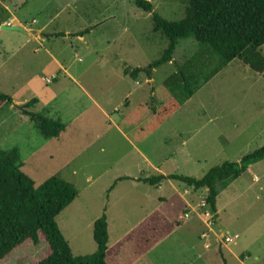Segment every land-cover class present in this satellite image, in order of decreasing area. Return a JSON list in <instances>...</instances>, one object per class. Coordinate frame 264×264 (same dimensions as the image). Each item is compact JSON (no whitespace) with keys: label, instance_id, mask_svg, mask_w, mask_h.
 <instances>
[{"label":"rangeland","instance_id":"rangeland-1","mask_svg":"<svg viewBox=\"0 0 264 264\" xmlns=\"http://www.w3.org/2000/svg\"><path fill=\"white\" fill-rule=\"evenodd\" d=\"M148 1L169 21L182 19L188 5L187 0ZM0 5L7 10L5 18L16 11L22 25L41 26L51 35L38 43L17 30L0 31V91L29 100L43 78L52 93L44 94L41 106L52 105L58 90L60 101L74 109L72 116L77 113L76 119L62 117L64 132L46 139L24 111L9 105L0 110V148L19 149L22 170L35 187L57 176L77 188L76 199L56 217L74 256L95 252L93 225L102 214L112 245L154 213L173 222L187 211L182 226L134 264H264V160L220 190L213 217L207 214L206 188L168 179L160 186L135 180L174 173L201 178L264 146L257 134L264 126L261 74L234 59L139 142L138 127L147 120L130 126L123 117L140 104L151 113L161 107L164 81L199 48L193 37L180 39L172 60L152 68L150 78L142 72L134 80L124 77L123 69L149 67L168 42L153 31L152 13L135 0H0ZM260 51L264 54V46ZM59 62L66 70L45 78ZM45 65L49 69L42 71ZM82 88L107 111L105 117L95 104L81 105L87 100ZM47 111L40 114L49 116ZM127 176L132 179L120 180ZM202 231L204 240L212 237L206 256L199 249ZM213 233L217 239L230 237L220 254ZM45 250V243L25 244L0 264H31ZM138 253L127 244L114 264H128Z\"/></svg>","mask_w":264,"mask_h":264},{"label":"trees","instance_id":"trees-1","mask_svg":"<svg viewBox=\"0 0 264 264\" xmlns=\"http://www.w3.org/2000/svg\"><path fill=\"white\" fill-rule=\"evenodd\" d=\"M185 16L169 21L153 12L148 0H135L143 11L152 13L153 31H160L167 38V46L159 59L149 67H125L123 74L137 79L140 73L151 76V69L170 62L180 39L193 37L198 50L185 60L164 81L161 95L163 104L151 113L140 104L126 117L124 123L139 125L138 140L154 132L180 105L191 98L204 84L234 59H239L264 78V0H187ZM7 10L0 5V25ZM79 36H82L84 32ZM172 93L174 96L172 97ZM166 99V100H165ZM37 102L32 98L23 108ZM12 98L0 91V110L10 105ZM41 135L57 138L65 124L45 115L25 111ZM264 160V146L244 155L238 162L226 161L211 168L201 178L183 174L153 175L140 178L149 185H159L163 180H174L195 189L206 188V205L217 212V197L221 189L237 179L251 165ZM121 179H132L122 177ZM73 183L51 176L38 187L22 170L20 152L17 147L0 148V262L25 244H46L44 254L31 264H114L127 244L133 243L142 253L151 249L169 236L176 227L185 222L187 211L176 221H170L154 213L136 229L126 233L114 244L109 245L106 214L94 221L93 239L95 252L74 256L71 247L62 235L56 217L77 197ZM138 253V254H140Z\"/></svg>","mask_w":264,"mask_h":264},{"label":"crops","instance_id":"crops-1","mask_svg":"<svg viewBox=\"0 0 264 264\" xmlns=\"http://www.w3.org/2000/svg\"><path fill=\"white\" fill-rule=\"evenodd\" d=\"M10 12H12L11 10H10ZM16 12V11H15ZM15 12H13L12 13V15H10L8 18H5V20H3V22H2V24H5V25H17V26H19V27H21L24 31H26L25 33H23V35L26 37V38H31V39H34V40H36L38 43L39 42H41V40H43L44 38H49L51 35L50 34H48V33H43V28L41 27V26H39L38 28H35V26L34 25H29V24H26L25 26L24 25H22L21 24V22H19V19L15 16ZM0 31H4V29H1L0 28ZM8 31H12V30H8ZM32 31H35V32H32ZM31 32V33H30ZM22 33V32H21ZM32 34V35H31ZM63 33L62 32H56L54 35H57V36H59V35H62ZM64 34H66V33H64ZM63 34V35H64ZM77 34V33H76ZM78 35V34H77ZM83 36V35H82ZM82 36H79L78 35V37H82ZM47 65H45L44 66V68H43V70L42 71H46L47 69H49V67L47 68L46 67ZM64 65L62 64V63H57V67L55 68V69H53L51 72H49V74L45 77V78H47V77H49L51 74H53V73H57V72H59L60 73V71H65L66 69H64V67H63ZM122 74H123V71H122ZM123 76L124 77H127L126 75H124L123 74ZM44 78V79H45ZM56 80V79H55ZM54 83V82H53ZM52 83V84H53ZM78 84V83H77ZM40 85V87L38 88V90L35 92V95L32 97V98H36L37 99V102L33 105V106H30V107H28V108H26V109H24L25 111H28V109L29 108H31V109H34V108H38V112L37 113H42V112H45V111H47V108L49 107V106H54L55 105V107L54 108H52V109H50L49 111H47L48 112V115L50 116H47V117H49V118H51L52 117V119H55V120H59V121H63V120H61V118L62 117H64V116H66V114H68L69 116L67 117V121L70 119H76L77 117V113L75 114V115H73L72 116V114H74V109H71V107H70V105L68 104V103H66V102H61L60 101V98L62 97V93L63 92H59L58 90H57V92H56V90H54L55 91V96L53 97V98H51V99H54L53 100V103H51L52 105H50V104H48V105H43V106H41V104H44L46 101H44V99H43V96H44V94L46 93V92H48V93H52V89H50L49 87H48V85H50V84H45L44 83V81H43V78H42V82L39 84ZM82 91H83V93H84V96L86 97V99L87 100H83V101H81L80 103H83V104H81V105H83L84 107H87V105H89V104H95V106L102 112V115H103V117H105V115H107V111H105L93 98H92V96H91V94L87 91V89L85 90L84 88H82L81 89ZM263 91V90H262ZM12 98V97H11ZM32 98H30L29 100H31ZM190 99V98H189ZM188 99V100H189ZM29 100H18V99H16V98H12V104L11 105H9L10 107L9 108H13V109H15V110H17L15 107H14V104H17V105H20V106H22L23 107V105L25 104V103H27ZM61 102V103H60ZM77 107H78V105H76ZM71 110H72V113H71ZM18 111V110H17ZM25 111H24V113H25ZM132 111V110H131ZM130 111V112H131ZM30 112V111H29ZM129 111L126 113V115L124 116V117H126L129 113H130ZM35 113V112H34ZM29 116V115H28ZM46 116V115H45ZM123 117V118H124ZM63 119V118H62ZM144 122V121H143ZM64 123V122H63ZM65 124V123H64ZM130 126H139V125H130ZM65 127H66V125H65ZM140 127V126H139ZM138 127V128H139ZM64 132V131H63ZM246 132V131H245ZM153 133V132H152ZM260 133V134H259ZM257 134L260 136V137H264V126H262L261 127V129L257 132ZM151 134H149L148 136H150ZM143 139H146V137L145 138H143ZM143 139H140L139 140V142H141V141H143ZM262 147V146H261ZM254 165V164H253ZM252 165L249 167V171L250 170H252ZM248 171V172H249ZM128 177V176H127ZM138 179H140V178H137V179H135V180H137L138 182H141V181H139ZM257 180H259V179H257ZM233 182V181H232ZM231 183V182H230ZM161 184V183H160ZM158 186H160V185H158ZM181 218V217H180ZM186 219V218H185ZM176 221V220H175ZM182 226V225H181ZM199 234V233H198ZM202 234H205V232L204 231H202V233L199 235V238H200V240H201V245H200V254L201 255H204V253H206V252H208L207 250H209L210 248H211V240H212V237L210 238V242L209 241H206V240H204V239H201V236H202ZM213 235L215 236V238H216V242L218 243V246H217V248H218V250L219 251H217L219 254L221 253V249H222V245H226V244H222V243H220L218 240L220 239V237H219V239H217V234H214L213 233ZM163 240V239H162ZM158 244V243H157ZM157 244L156 245H154L151 249H149V250H147V251H143L141 254H139V255H135V258L134 259H132L133 261L132 262H130V263H128V264H134L135 262H137V261H139V260H141V258H143V256H145L146 254H148L149 252H151V251H153L154 250V248L157 246ZM208 244V246H210V248L209 249H206V245ZM202 246V247H201ZM203 249V250H202ZM217 253V254H218ZM120 256V255H119ZM119 256H118V258H119ZM204 256H206V255H204ZM210 257H214V255L213 254H211V255H209Z\"/></svg>","mask_w":264,"mask_h":264},{"label":"water","instance_id":"water-1","mask_svg":"<svg viewBox=\"0 0 264 264\" xmlns=\"http://www.w3.org/2000/svg\"><path fill=\"white\" fill-rule=\"evenodd\" d=\"M0 28L1 29H4V30H17V31H20V32H23V33L26 32L21 27H19L17 25H5V24H1L0 25ZM14 106H16L21 111H25L24 108L22 106H20V105L14 104Z\"/></svg>","mask_w":264,"mask_h":264},{"label":"built area","instance_id":"built-area-1","mask_svg":"<svg viewBox=\"0 0 264 264\" xmlns=\"http://www.w3.org/2000/svg\"><path fill=\"white\" fill-rule=\"evenodd\" d=\"M206 203V200H205ZM208 207V206H207ZM209 209V208H208ZM209 212H207L208 215H211V217H213L214 215L210 212H212L210 209L208 210ZM214 213V212H213ZM186 216V215H185ZM206 237V234H202L201 238L204 239ZM230 240V237L227 235H223L222 237H220V239L218 240L220 243L222 244H227V241Z\"/></svg>","mask_w":264,"mask_h":264}]
</instances>
